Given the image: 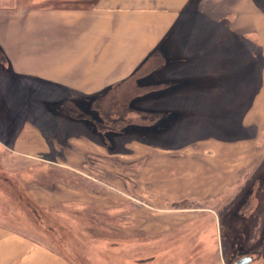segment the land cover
<instances>
[{
	"label": "rangeland",
	"instance_id": "rangeland-1",
	"mask_svg": "<svg viewBox=\"0 0 264 264\" xmlns=\"http://www.w3.org/2000/svg\"><path fill=\"white\" fill-rule=\"evenodd\" d=\"M44 5L54 6L50 2ZM4 11L6 6L0 7V15L3 17L6 15ZM11 16H14L13 23L21 22L15 19L18 15ZM179 22V32L172 37L179 43L176 51L172 54L164 42L160 53H154L155 57L149 58L150 62L146 66L151 68L159 60L173 62L183 59L187 64H182L181 67L175 66L173 62L171 68L170 63H167L164 68L157 69L162 74L160 81L171 72L182 84L169 86L167 93L162 82L156 88L151 84L131 85L129 89H124L128 91V95L131 92L142 96L179 93L176 94L182 97L179 99H60L61 92L58 88L38 84V80L31 75L21 78V74L16 72L10 76L0 66V165L12 154L18 158L24 157L16 150L17 140L19 141L24 127H30L34 131L38 129L45 133L42 134L49 146L48 152L41 157L36 155L29 158V162L20 164L18 169L30 165L27 169L31 172V167L38 163L53 166L50 167L51 172L42 175L39 182L23 180L22 183L21 174H15L19 180L13 184L19 192L12 188L13 201L7 197L12 204L6 199L2 203L0 197V223L39 239L69 256L76 264H112L110 261L117 257L119 264H233L244 255L243 251L250 250L252 246L257 247L261 239L263 241L264 0H192ZM7 25L5 20L0 21V33ZM1 54L0 52V65L4 61ZM207 55L210 57H206ZM149 70L147 68L146 71ZM205 98H214L206 101L209 106L214 105L212 115L209 106L199 105ZM47 99H55L56 102H48ZM93 109L108 119L104 122L91 119L87 129L94 131L93 137L84 133L86 128L83 126H74L70 121H59L64 127L59 133L65 131L67 135V132L77 129V140L65 145L47 141L46 135L53 136L49 132L53 133L57 127L62 128L56 125L58 115L88 120L92 118L89 113ZM223 110L227 112L224 113ZM202 113L205 115L201 116ZM193 118L197 120L191 121ZM38 121L42 128L37 125ZM224 123L228 126L222 127ZM125 128L132 129V132L123 131ZM132 133L154 140L156 144L132 138ZM84 139L87 142H83ZM134 145L147 153L156 148L171 151L174 153V160L181 157L187 159V178L196 170V165L190 164L193 161L200 164L198 160H194L200 157L199 160L202 159L203 162L195 176L201 179L204 177L205 181L214 176V162L232 153L236 158V170H240L239 176L236 181L230 180L231 184L221 196L163 203L168 208H173L174 202L182 204L185 210L157 212L158 216L167 214L174 219L179 216L180 219L190 217V221L168 231L164 236L162 234V237L159 235L150 243L144 238L146 232L142 224L145 219L134 216V212L138 208L149 209L148 202L155 203L160 198L157 197L156 200V196L146 190L141 196H135L136 200H132L137 184L129 176L141 173L149 161L146 154L139 161L133 162L131 156L136 151ZM185 150H188L186 155H179ZM197 150H202L201 154L195 153L198 156H193L191 153ZM212 154L214 156H210ZM226 162L228 167L233 168V162ZM83 164L93 167V170H89L90 181L94 186L98 185L96 189L101 191L94 193L110 194L118 199L124 198L125 201L122 206L116 204L108 208H101L94 203L69 207L63 204L53 208L59 213H69L72 219L79 213L82 221L88 218L94 223L90 235L97 237L100 242L88 244V251H84L83 244L87 242L84 236L77 237V240L66 245L38 226L43 221L37 212L44 215L46 213L32 205L30 199L34 200L29 194L32 190L61 192L66 186L57 180L62 176L61 173L69 181V171H76ZM185 166L183 165L184 169ZM0 171L8 174L6 169L1 168ZM38 183L51 187L43 188ZM204 185L207 186V183ZM193 186L194 184H190L188 187L193 189ZM2 188L1 196L5 195V191L9 193L10 188ZM225 192H230L229 196L226 197ZM16 193L22 196L18 197ZM37 205L43 208L38 203ZM27 206L38 214L37 219H32L33 210L30 212ZM257 236L261 237L257 239ZM240 246L244 248L242 253L235 249ZM71 250L77 251L76 254H72ZM98 251H101L100 254ZM80 253L85 254L87 260L84 261ZM254 254L253 264H264V255L261 256L260 251ZM91 258L98 260L93 261Z\"/></svg>",
	"mask_w": 264,
	"mask_h": 264
},
{
	"label": "crops",
	"instance_id": "crops-1",
	"mask_svg": "<svg viewBox=\"0 0 264 264\" xmlns=\"http://www.w3.org/2000/svg\"><path fill=\"white\" fill-rule=\"evenodd\" d=\"M191 1L0 0V7L6 6L4 11L6 15L4 17L0 15V21L5 20L8 23L0 33V52H3L4 58L0 66L10 76L16 72L21 74V78L31 75L38 80V84H48L58 88L57 90L61 92L60 99L182 98L176 95L179 93L168 96H142L131 92L128 95L129 93H126L128 91L124 89H129L131 85L151 86V84L156 88L157 84L162 82L163 86H166L167 93L169 86L182 84V81L171 75V72L160 81L162 74L157 69L164 68L167 63H170L171 68L173 62L175 66L181 67L182 64H187V61L159 60L151 68L146 65L154 53H160L164 42H166L165 46L171 49L172 54L176 51L175 48L179 43L172 37L178 34L177 26ZM49 2L54 6L44 5ZM11 15H18L15 19L21 22L13 23L14 16ZM147 68L150 69L149 72L146 71ZM68 118L72 119L74 124L94 133L92 129H87L90 124L83 118L79 119L75 116ZM73 140H77V137L73 136L69 139L72 144ZM17 142L16 150H19L25 158H18L12 154L10 158L4 159L0 168L6 169L8 173L16 171L20 164L28 163L29 158L36 155L41 157L48 152L49 146L38 129L34 131L30 127L26 129L24 127ZM83 142L87 141L84 139ZM136 146L134 145V148L138 152L135 151L131 156L133 162L139 161L146 154L149 156V161L138 174L139 176L135 174L129 176V179L136 180L137 184L132 200H136L135 196H141L146 190L154 194L156 200L157 197L160 198L158 201L154 200L155 203L148 202L149 209L138 208L137 212H134V216L145 219L142 224L146 232L144 238L150 243H153L152 241L159 235L162 237V234L164 236L168 231L182 227L185 222L190 221V217L180 219L179 216L174 219L167 214L158 216L157 212L173 213L175 210H185L182 204L177 205L174 202L173 209L163 203L221 196L231 184L230 180L236 181L239 176L240 170H236L234 161L236 158L232 153L214 162L212 169L214 176L212 179L208 177L205 181L204 177L201 179L195 176L196 170L203 162L202 159L199 160L200 157L194 159L200 164L195 161L190 164L196 165V170L191 173L190 178H187L186 175H189L186 173L189 167L187 159L181 157L174 160L172 158L174 153L169 150L155 148L147 153L140 151ZM187 151L178 154L183 156ZM200 152L202 150L191 154L198 156L195 153L201 154ZM225 160L234 161L233 168L228 167ZM88 165L83 164L76 169V172L91 178ZM183 165H186L185 169ZM206 183L207 186L204 185ZM190 184H194L195 189L188 187ZM61 190L59 193L32 190L29 194L42 207L55 208L63 204L69 207L94 203L101 208H108L116 204L121 206L125 204L124 198L118 199L106 193L97 194L67 185ZM229 194L230 192L225 196ZM122 195L124 196V193ZM8 227L0 223V264H76L66 254L56 251L39 239L12 230L11 226Z\"/></svg>",
	"mask_w": 264,
	"mask_h": 264
},
{
	"label": "trees",
	"instance_id": "trees-1",
	"mask_svg": "<svg viewBox=\"0 0 264 264\" xmlns=\"http://www.w3.org/2000/svg\"><path fill=\"white\" fill-rule=\"evenodd\" d=\"M1 56L3 57V52H2V54H1ZM206 57H210V56H206ZM206 100H204L202 103H200L199 102V105L201 104L202 106H205V105H207V106H209L208 104H206V101L207 100H214V98H205ZM8 100V99H7ZM47 100H49L48 102H50V101H53V102H56V100L55 99H47ZM55 100V101H54ZM205 102V103H204ZM218 103H220V101H218ZM221 104V103H220ZM214 105L212 104V105H210L209 106V110L211 109L212 110V107H213ZM216 106V105H215ZM214 108V107H213ZM162 109V108H161ZM213 112V110L210 112V115H212L211 113ZM223 112L224 113H226L227 111H224L223 110ZM205 114L204 113H202L201 114V116H204ZM200 115H198V117H199ZM197 117V118H198ZM197 118H193L191 121H195V120H197ZM56 120V125H60V127L62 126L60 123H59V121H62V122H64V121H66V123L68 122V121H70V124H73V125H77V124H74L69 118H68V116H62L61 114L60 115H58V119H55ZM118 120V119H117ZM189 122V121H188ZM37 125L39 126V127H41L42 126V124L41 123H39V121L37 122ZM228 125L227 124H223V126L222 127H227ZM42 128V127H41ZM55 128V127H54ZM58 129V130H57ZM57 129H54L53 130V133L52 132H49V134H53V136L52 135H46V138H47V141L49 140V141H52L53 143L54 142H57L58 144H63V145H65V144H67L68 142H69V139L72 137V136H76L77 134H76V130L77 129H74V130H72V131H69V132H67V135L65 134V131L64 132H61V133H59L60 131H62V130H64V127L62 126V128H58L57 127ZM126 132H132V131H126ZM134 132V131H133ZM43 133V132H42ZM84 133H86V134H89V136H92V135H94V133L93 132H90V131H86V130H84ZM117 133H118V131H117ZM116 133V134H117ZM121 133V132H120ZM43 134H45V133H43ZM132 134H134L133 136H132V138H135V139H138V140H140V141H143V142H152V143H154L155 141L154 140H148V139H146L145 137H141V136H138L136 133H132ZM136 134V135H135ZM118 135H120V134H118ZM117 135V136H118ZM53 138H52V137ZM121 136V135H120ZM172 141H174V140H172ZM154 144H156V143H154ZM54 145V144H53ZM170 146V145H169ZM32 165V164H31ZM30 165H27V166H25V168L24 169H17L16 171H14L13 173H6V172H3V171H0V190L2 191V187H8V188H10V191H9V193L8 192H6L5 191V195H0V197L2 198L1 200H2V203H4V199H6V200H8L7 199V197L8 198H10V201H13V195L14 194H12V192H11V190H12V188H13V190L15 191V192H19L18 191V189H17V187L16 186H14V184L13 183H16V180L18 179L17 178V176L15 175V174H17V173H20L21 174V178H20V181L22 182L23 180L25 181V180H31V181H40V178L42 177V175H45V174H48L49 173V171L51 170V168L50 167H53L51 164H46V163H38L37 165H35V167H31L32 169V171L30 172V171H28V167H29ZM88 168H89V170L90 169H92L93 170V167H92V165H88ZM1 169V168H0ZM91 170V171H92ZM62 172H64L63 170H61ZM51 172V171H50ZM70 173H71V179L68 181V179H66V176H64L63 175V173H61L62 174V176L60 177V178H58L57 180H59V182L60 183H62V184H65V185H67V186H72V187H76V188H80V189H84V190H89V191H91V192H101V191H98L96 188H97V186L95 185H93L94 183L92 182V181H90V180H92L91 178H88V177H85V176H83L82 174H80V173H78V172H76V171H69ZM60 174V175H61ZM22 179V180H21ZM19 180V179H18ZM71 180H72V182H71ZM23 183V182H22ZM37 185H39V186H41V187H43V188H49V187H51V186H48V185H46V184H41V183H38ZM23 188H25V186H23ZM17 195H18V197L20 196H22L21 194H19V193H16ZM9 201V200H8ZM9 201V202H10ZM30 202L32 203V205L35 207V206H37V208H39L40 210L42 209L43 210V212L44 213H46L45 215L44 214H42L41 212H37V213H39L41 216H42V224H41V222H39V225L38 226H40V227H42L43 228V230L44 231H48L49 233H51L53 236L55 235V237L58 239L59 238V240L61 239L66 245H67V243L68 242H74V239L75 240H77V237H82V236H84V239H86L87 240V242H84V244H83V247H84V251H88V244H91V243H93V244H98L100 241H99V239L97 238V237H95V236H92V235H90L91 234V230H92V228H94V223H91L92 221H90V219H88V218H84V221H82L80 218H82V216L81 215H78L77 214V216H73V219H72V215H69V213H65V212H63V213H59V212H57L56 210H53V208L52 207H48V209L46 208H40L38 205H37V203H35L34 201H32L31 199H30ZM11 203V202H10ZM12 204V203H11ZM79 206V205H78ZM28 207V206H27ZM36 208V207H35ZM52 208V209H51ZM28 209H29V211L31 212L32 210H33V208L31 207V208H29L28 207ZM56 209V208H55ZM85 210V209H84ZM83 211V210H82ZM78 212V211H77ZM37 213H35V211L33 210V216H32V219H37L38 218V214ZM37 229L39 228V227H36ZM26 229H28V228H26ZM28 231V230H27ZM59 236V237H58ZM262 236V235H261ZM260 236V237H261ZM259 236H257V239L258 238H260ZM124 238V237H123ZM125 238H127V237H125ZM37 239V238H36ZM73 245L75 246V248H77V246H76V244L75 243H73ZM77 251L79 252V250L77 249ZM77 251H72L71 250V253L72 254H76V252ZM100 252L101 251H98V253L100 254ZM85 253V252H84ZM80 254H82V253H80ZM78 255V254H77ZM83 255V260L85 261V260H87V257H86V255L85 254H82ZM99 256V255H98ZM69 257V256H68ZM93 261H97L98 260V258H91ZM96 259V260H95ZM82 260V259H81ZM112 264H119V258L117 257L116 259H113V260H111L110 261ZM95 263V262H94Z\"/></svg>",
	"mask_w": 264,
	"mask_h": 264
},
{
	"label": "flooded vegetation",
	"instance_id": "flooded-vegetation-1",
	"mask_svg": "<svg viewBox=\"0 0 264 264\" xmlns=\"http://www.w3.org/2000/svg\"><path fill=\"white\" fill-rule=\"evenodd\" d=\"M89 101H97V100H89ZM93 104L96 105V103H93ZM93 110H94V109H93ZM89 115H90L92 118H89V117H88V118H89L88 120L85 119V120H87L86 122H89V123L92 122L91 119H94V120H97V121H103V122L108 120V119H106L107 116L102 117V115L98 114V112H95V110H94L93 112L91 111V112L89 113ZM106 115H107V114H106ZM82 118H83V117H82ZM82 120H83V119H82ZM116 121H117V120H116ZM116 123H117V122H116ZM116 123H115V124H116ZM116 125H118V123H117ZM121 128H124V126H122ZM128 130H132V129H129V128L126 129V128H125V130H123V131H128ZM258 208H260V207H258ZM263 238H264V236H263ZM239 244H240V243H239ZM258 245H260V246H259L260 248L258 247ZM258 245H257V247H255V246L253 247V246H252L250 250L248 249V250H245V251H243L244 248L241 247V246H240L239 248L237 247V248H235V249H238V251H240V252L243 251L244 255L241 256V257L247 256V255H252L254 259H253V261H252L250 264H253L254 261H255V257H254V256H255V254H254L255 252H257V251L259 252V251H260V252H261V256L264 255V239H263V241H262V239H261V241L258 243ZM241 253H242V252H241ZM241 257H240V258H241ZM240 258H238L237 260H239ZM237 260H235V262H236ZM235 262H233V264H235Z\"/></svg>",
	"mask_w": 264,
	"mask_h": 264
},
{
	"label": "water",
	"instance_id": "water-1",
	"mask_svg": "<svg viewBox=\"0 0 264 264\" xmlns=\"http://www.w3.org/2000/svg\"><path fill=\"white\" fill-rule=\"evenodd\" d=\"M178 205V203H176ZM253 261L252 255L244 256L243 258L239 259L235 264H250Z\"/></svg>",
	"mask_w": 264,
	"mask_h": 264
}]
</instances>
